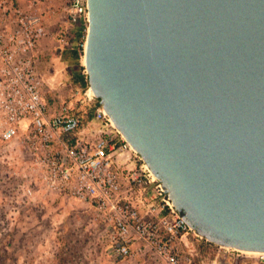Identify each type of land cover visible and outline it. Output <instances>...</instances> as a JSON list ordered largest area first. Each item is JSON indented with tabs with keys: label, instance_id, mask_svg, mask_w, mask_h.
<instances>
[{
	"label": "water",
	"instance_id": "95a60500",
	"mask_svg": "<svg viewBox=\"0 0 264 264\" xmlns=\"http://www.w3.org/2000/svg\"><path fill=\"white\" fill-rule=\"evenodd\" d=\"M90 96L188 226L264 252V0H87Z\"/></svg>",
	"mask_w": 264,
	"mask_h": 264
},
{
	"label": "built area",
	"instance_id": "2783aa9c",
	"mask_svg": "<svg viewBox=\"0 0 264 264\" xmlns=\"http://www.w3.org/2000/svg\"><path fill=\"white\" fill-rule=\"evenodd\" d=\"M53 2L0 0L1 206L5 201L7 212H18L39 188L86 204L119 259L194 264L196 244L211 253L213 264H264V252L218 245L188 226L100 104L93 103L85 119L82 106L58 95L46 98L33 53L49 35L44 19L61 12L77 29L78 38H72L80 57L88 29L87 0H61L57 7ZM44 3L45 14L39 11ZM69 37L60 35L62 47ZM84 95L93 99L88 87Z\"/></svg>",
	"mask_w": 264,
	"mask_h": 264
},
{
	"label": "rangeland",
	"instance_id": "374dc122",
	"mask_svg": "<svg viewBox=\"0 0 264 264\" xmlns=\"http://www.w3.org/2000/svg\"><path fill=\"white\" fill-rule=\"evenodd\" d=\"M39 11L47 13L48 3L40 5ZM49 18L47 16L44 21L54 42L50 45L53 49L58 47L48 60L50 79L44 85V94L47 99L58 95L82 106L86 113L97 99L88 100L84 95L86 88L82 89L69 79V49L59 42L58 25L48 28ZM80 61L82 64L83 56ZM1 193L0 185V198ZM6 203L3 202V207L0 204V264H166L153 259L116 258L93 211L79 201L39 188L35 199L21 204L18 212H7ZM192 248L195 249L194 264H213L210 252H202L196 244ZM185 252L184 249L182 255Z\"/></svg>",
	"mask_w": 264,
	"mask_h": 264
},
{
	"label": "crops",
	"instance_id": "0c3cea01",
	"mask_svg": "<svg viewBox=\"0 0 264 264\" xmlns=\"http://www.w3.org/2000/svg\"><path fill=\"white\" fill-rule=\"evenodd\" d=\"M61 0H54V5L55 7L59 6ZM58 13L55 15H50V18L48 20V28H51L53 25L57 24L58 25V30L56 31L57 34H66L70 36L69 38V43L67 46H65L67 49H72L73 43H74V37L77 36L78 32L75 27H72L69 23L64 21V18L61 14V12L58 10ZM49 31V30H48ZM72 35L74 36L72 38ZM50 38V35L48 37L42 38L39 42L38 45L35 49L34 53V60H35V65L36 69L38 71L39 76L48 84L49 77H48V60L53 56V54L56 52L57 47L56 46L54 49L50 44H53V40ZM63 47V48H65ZM61 47V49H63ZM60 49V48H59ZM61 54V53H60ZM46 87V86H45ZM45 92V91H44Z\"/></svg>",
	"mask_w": 264,
	"mask_h": 264
},
{
	"label": "trees",
	"instance_id": "16d2710c",
	"mask_svg": "<svg viewBox=\"0 0 264 264\" xmlns=\"http://www.w3.org/2000/svg\"><path fill=\"white\" fill-rule=\"evenodd\" d=\"M78 38V34L76 36ZM74 44L72 49L69 50V58L71 59L67 66V74L69 76V79L76 85H79L82 89H85L88 87V78L85 72H83V65L80 61V56L78 53L77 48L75 47L76 39L73 40ZM96 104H99L98 100ZM93 113V107L88 109V111L85 113V119L91 118Z\"/></svg>",
	"mask_w": 264,
	"mask_h": 264
},
{
	"label": "bare ground",
	"instance_id": "6f19581e",
	"mask_svg": "<svg viewBox=\"0 0 264 264\" xmlns=\"http://www.w3.org/2000/svg\"><path fill=\"white\" fill-rule=\"evenodd\" d=\"M248 253L247 254H255L256 252H253V251H247ZM253 252V253H251Z\"/></svg>",
	"mask_w": 264,
	"mask_h": 264
},
{
	"label": "flooded vegetation",
	"instance_id": "af4514ba",
	"mask_svg": "<svg viewBox=\"0 0 264 264\" xmlns=\"http://www.w3.org/2000/svg\"><path fill=\"white\" fill-rule=\"evenodd\" d=\"M233 264H245V263H242V262H237V263H233Z\"/></svg>",
	"mask_w": 264,
	"mask_h": 264
}]
</instances>
